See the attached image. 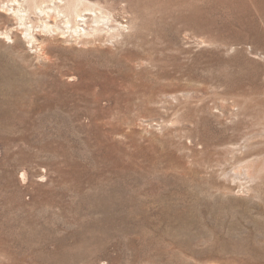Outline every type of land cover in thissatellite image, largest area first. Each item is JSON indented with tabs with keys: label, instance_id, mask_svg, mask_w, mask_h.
Here are the masks:
<instances>
[{
	"label": "rangeland",
	"instance_id": "rangeland-1",
	"mask_svg": "<svg viewBox=\"0 0 264 264\" xmlns=\"http://www.w3.org/2000/svg\"><path fill=\"white\" fill-rule=\"evenodd\" d=\"M3 1L0 264H264V0H103L121 34L34 43Z\"/></svg>",
	"mask_w": 264,
	"mask_h": 264
},
{
	"label": "bare ground",
	"instance_id": "bare-ground-1",
	"mask_svg": "<svg viewBox=\"0 0 264 264\" xmlns=\"http://www.w3.org/2000/svg\"><path fill=\"white\" fill-rule=\"evenodd\" d=\"M98 1L99 0H66V5L64 7L59 5L57 0H9L12 5L10 3V5L7 4L6 10L14 13L18 23L24 26L25 29L23 33H25L31 43L38 41L35 33L37 27L41 28L42 31L52 34L63 29L58 21L56 24L51 25L46 20H41V24H38L39 26H37V24L30 26L28 19H31V14L39 15L40 19H46V16L57 19L64 15L63 22L66 25V29L71 32L73 37L77 35L78 38H83L85 36L96 39L97 36L101 35L104 31L113 33V36L121 34L127 27L118 21V17L123 16L125 18L124 15L127 12L126 9L128 6L120 7L114 5L113 2ZM3 4L4 1L0 0V8ZM88 13L91 14V22L94 25H91V29L89 30L86 28L82 29L80 23L89 22L85 19L89 15ZM113 21L118 23L117 26L109 25L110 22ZM105 26H109V29L106 30ZM65 33V29H63V34ZM7 36L10 37L9 33H7Z\"/></svg>",
	"mask_w": 264,
	"mask_h": 264
}]
</instances>
